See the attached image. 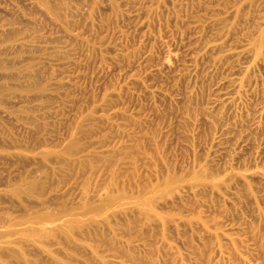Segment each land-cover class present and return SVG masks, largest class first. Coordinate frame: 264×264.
<instances>
[{
  "label": "rangeland",
  "instance_id": "obj_1",
  "mask_svg": "<svg viewBox=\"0 0 264 264\" xmlns=\"http://www.w3.org/2000/svg\"><path fill=\"white\" fill-rule=\"evenodd\" d=\"M0 264H264V0H0Z\"/></svg>",
  "mask_w": 264,
  "mask_h": 264
}]
</instances>
